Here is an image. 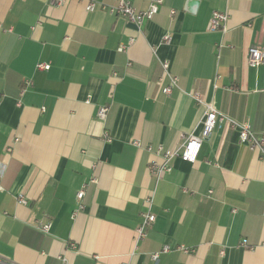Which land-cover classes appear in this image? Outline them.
<instances>
[{"label": "crops", "instance_id": "crops-1", "mask_svg": "<svg viewBox=\"0 0 264 264\" xmlns=\"http://www.w3.org/2000/svg\"><path fill=\"white\" fill-rule=\"evenodd\" d=\"M119 1L0 0V264H264V155L238 129L218 123L195 163L149 172L201 133L196 95L264 135V63L248 64L264 50V0H162L140 26L87 11ZM214 11L224 31L209 30ZM166 244L195 252L154 262Z\"/></svg>", "mask_w": 264, "mask_h": 264}, {"label": "built area", "instance_id": "built-area-1", "mask_svg": "<svg viewBox=\"0 0 264 264\" xmlns=\"http://www.w3.org/2000/svg\"><path fill=\"white\" fill-rule=\"evenodd\" d=\"M150 4L146 11H137L130 2L127 0H120L119 3L116 6H110L107 7L105 5H99L96 2H90L87 5V11L93 12L98 8L106 9L111 14L116 16H121L123 18H126L129 22L134 23L137 26H140L143 24L145 20L152 19L159 11V7L162 5V0H149ZM55 4L58 6H62L65 4L66 0H54ZM174 15L175 12H172ZM229 20V15L224 12L214 11L212 13L210 23H209V30L212 32H219L224 31L225 26ZM165 40L167 42H170V37L166 36ZM125 47H121L120 51H123ZM264 63V50L258 48V47H251L248 51V64L249 66L253 68H257L261 66ZM39 70H49L50 65L48 64H39L38 65ZM163 77L159 79V82L162 83L165 76H167L170 80V83L168 86L163 87L162 91L163 93L169 95L171 94L172 90L174 88L178 87V79L177 77L173 76L170 73V65L168 63L163 64ZM195 100L199 105H202L205 107V116L203 120V127L202 131L199 135H190L187 137L184 141V143L177 148H174L172 150L167 151L164 156L163 160L164 163H152L149 166V172L153 177H156L157 179H160L163 174H169L173 170V166H171V162L175 159H181L185 162L189 163H195L203 142L208 139L215 129L216 125L222 124V123H228L231 127L238 129L239 131V138L241 144L248 145L252 150L259 151L262 155H264V135H257L251 125L248 122L239 123L237 121H234L219 111L216 110L213 104L206 103L201 99L200 96L196 95ZM108 112V107H100L97 112V117L100 120H105ZM110 141V139H109ZM135 145L138 148H141V143L136 142ZM10 151V149H8ZM2 175L0 173V181H1ZM94 182V180H93ZM2 187L0 186V191H2ZM85 194V190L82 189L77 194V199L82 200ZM18 202L23 205H27L28 201L23 197L20 196L18 199ZM149 202H152V199L149 200ZM155 221V216L152 214H147L145 216V220L142 223V225L137 229L136 233V240L140 241L146 238L147 236V229L148 227ZM49 225H44L39 228V230L43 233H47L49 231ZM243 245H247V241H243ZM172 251H178L184 254H192L195 252L193 248L186 247L184 245H178V246H171V245H164L162 250L156 253H153L151 255V259L154 262H157L161 256V254L164 253H170ZM123 264H130V263H123Z\"/></svg>", "mask_w": 264, "mask_h": 264}]
</instances>
